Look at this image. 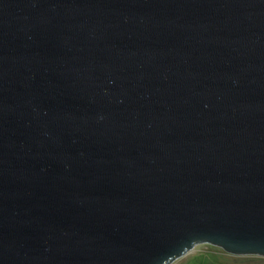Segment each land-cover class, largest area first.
Listing matches in <instances>:
<instances>
[{
	"label": "water",
	"instance_id": "water-1",
	"mask_svg": "<svg viewBox=\"0 0 264 264\" xmlns=\"http://www.w3.org/2000/svg\"><path fill=\"white\" fill-rule=\"evenodd\" d=\"M264 256V0H0V264Z\"/></svg>",
	"mask_w": 264,
	"mask_h": 264
},
{
	"label": "rangeland",
	"instance_id": "rangeland-1",
	"mask_svg": "<svg viewBox=\"0 0 264 264\" xmlns=\"http://www.w3.org/2000/svg\"><path fill=\"white\" fill-rule=\"evenodd\" d=\"M171 264H264V256L236 255L211 244H197Z\"/></svg>",
	"mask_w": 264,
	"mask_h": 264
}]
</instances>
